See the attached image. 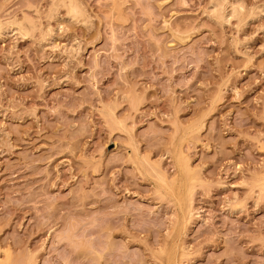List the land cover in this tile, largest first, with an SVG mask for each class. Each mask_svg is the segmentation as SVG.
<instances>
[{
	"label": "rangeland",
	"instance_id": "1",
	"mask_svg": "<svg viewBox=\"0 0 264 264\" xmlns=\"http://www.w3.org/2000/svg\"><path fill=\"white\" fill-rule=\"evenodd\" d=\"M56 1L0 0V264H264V0Z\"/></svg>",
	"mask_w": 264,
	"mask_h": 264
},
{
	"label": "bare ground",
	"instance_id": "2",
	"mask_svg": "<svg viewBox=\"0 0 264 264\" xmlns=\"http://www.w3.org/2000/svg\"><path fill=\"white\" fill-rule=\"evenodd\" d=\"M54 1L55 0H53V3H54ZM61 4H62V6L64 5V7L66 6V11H67V16H68V18H69V20L71 19L72 21L74 20V21H76V20H78V19H80V18H82V16H83V13L84 12H82V10H81V8H80V6H79V4H77L76 3V1L75 0H58ZM59 2H57L56 1V4H59ZM212 2V4H211V7L213 8V14L216 12L218 15L220 14V11H222V10H225V9H227L226 11H228V7L226 8V6H225V3H226V1L225 0H212L211 1ZM228 2V1H227ZM55 4V5H56ZM227 5V4H226ZM54 6V5H53ZM58 5H56V7H57ZM231 6V4L229 5V7ZM241 7V6H240ZM231 9H230V11H228V13L230 14V15H232V14H234V13H237V9L239 8H237V6L236 7H230ZM56 10V9H55ZM212 10V9H211ZM239 10V9H238ZM53 11H54V8H53ZM218 11H219V13H218ZM236 11V12H235ZM51 12V11H50ZM225 12V11H224ZM216 13H215V15H216ZM227 12H226V14H227V17L229 16V14H228ZM239 13H240V11H239ZM51 15H52V13H50ZM225 14V13H224ZM224 14H223V16H224ZM235 16H238V13L235 15L234 14V17ZM221 17V16H220ZM219 17V18H220ZM226 17V18H227ZM26 18V17H25ZM217 18H218V16H217ZM225 18V17H224ZM230 18H232V17H230ZM27 19H29V18H27ZM27 19L26 20H24L23 19V22H18V21H13L14 23H11V22H9V21H7V22H9V23H11V24H9L10 25V27H12L13 25H15V30L16 31H20L21 33L23 32V35H24V33H25V30L27 29V28H25L26 27V25L27 26H30L29 25V23L31 22H27ZM22 20V19H21ZM224 20V19H223ZM24 21H26L25 23H24ZM87 21V20H86ZM226 21H227V19H226ZM17 22V23H16ZM6 24H8V23H6ZM31 24V23H30ZM1 26V25H0ZM32 26V25H31ZM34 26V25H33ZM3 27V26H2ZM1 27V28H2ZM5 27V26H4ZM9 28V27H8ZM13 28V27H12ZM30 28V27H29ZM5 29V28H4ZM10 29V28H9ZM32 29V28H31ZM28 30V29H27ZM4 31V30H3ZM11 31V30H10ZM27 32H29V30L27 31ZM18 33V32H17ZM25 34H27V33H25Z\"/></svg>",
	"mask_w": 264,
	"mask_h": 264
}]
</instances>
